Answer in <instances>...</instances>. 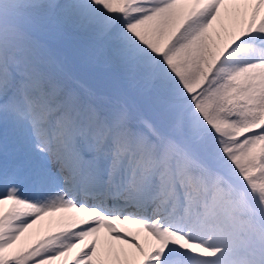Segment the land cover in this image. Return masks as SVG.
I'll return each mask as SVG.
<instances>
[{"label":"snow or ice","instance_id":"obj_1","mask_svg":"<svg viewBox=\"0 0 264 264\" xmlns=\"http://www.w3.org/2000/svg\"><path fill=\"white\" fill-rule=\"evenodd\" d=\"M118 4L0 0V264H264V0Z\"/></svg>","mask_w":264,"mask_h":264},{"label":"bare ground","instance_id":"obj_2","mask_svg":"<svg viewBox=\"0 0 264 264\" xmlns=\"http://www.w3.org/2000/svg\"><path fill=\"white\" fill-rule=\"evenodd\" d=\"M122 7H123V0H119L118 9ZM141 34L144 35L143 32H141ZM165 38H166V32L163 26H159L153 35L145 37L147 42H149L152 46H154L158 50L162 47ZM33 231H35V229Z\"/></svg>","mask_w":264,"mask_h":264},{"label":"rangeland","instance_id":"obj_3","mask_svg":"<svg viewBox=\"0 0 264 264\" xmlns=\"http://www.w3.org/2000/svg\"><path fill=\"white\" fill-rule=\"evenodd\" d=\"M142 32V31H141Z\"/></svg>","mask_w":264,"mask_h":264}]
</instances>
